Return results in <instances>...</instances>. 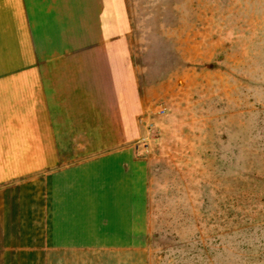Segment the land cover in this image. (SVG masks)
<instances>
[{
	"label": "rangeland",
	"instance_id": "rangeland-1",
	"mask_svg": "<svg viewBox=\"0 0 264 264\" xmlns=\"http://www.w3.org/2000/svg\"><path fill=\"white\" fill-rule=\"evenodd\" d=\"M119 1L137 130L106 150L131 186L63 246L43 217L33 255L2 235L0 264H264V0Z\"/></svg>",
	"mask_w": 264,
	"mask_h": 264
},
{
	"label": "crops",
	"instance_id": "crops-1",
	"mask_svg": "<svg viewBox=\"0 0 264 264\" xmlns=\"http://www.w3.org/2000/svg\"><path fill=\"white\" fill-rule=\"evenodd\" d=\"M120 2L0 0V249L2 235L20 251L29 236L33 255L42 217L63 246L80 219L101 217L102 196L118 203L131 186L129 160L106 150L137 130Z\"/></svg>",
	"mask_w": 264,
	"mask_h": 264
}]
</instances>
